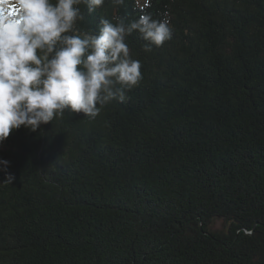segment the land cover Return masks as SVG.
<instances>
[{
	"label": "trees",
	"instance_id": "obj_1",
	"mask_svg": "<svg viewBox=\"0 0 264 264\" xmlns=\"http://www.w3.org/2000/svg\"><path fill=\"white\" fill-rule=\"evenodd\" d=\"M80 8L97 34L141 14ZM146 11L168 14L172 39L147 53L127 37L143 76L128 99L0 144V264H264V0Z\"/></svg>",
	"mask_w": 264,
	"mask_h": 264
},
{
	"label": "clouds",
	"instance_id": "obj_2",
	"mask_svg": "<svg viewBox=\"0 0 264 264\" xmlns=\"http://www.w3.org/2000/svg\"><path fill=\"white\" fill-rule=\"evenodd\" d=\"M122 6L125 0H112ZM105 0H0V144L22 126L37 132L41 125L63 118L65 110L95 120L114 100L128 99L139 86L141 62L132 58L126 39L138 32L143 51L172 39L168 14L154 19L146 11L151 0H134L138 19L126 23L100 20L98 34L81 31L86 19ZM9 162L0 160V171ZM9 174L4 183L11 184Z\"/></svg>",
	"mask_w": 264,
	"mask_h": 264
},
{
	"label": "rangeland",
	"instance_id": "obj_3",
	"mask_svg": "<svg viewBox=\"0 0 264 264\" xmlns=\"http://www.w3.org/2000/svg\"><path fill=\"white\" fill-rule=\"evenodd\" d=\"M214 130H216V129H212V128H211V131H214ZM73 186H74V184H72V183H67L65 187H73ZM221 205H222V207H224V208H226V206H227V205H225L224 203H221ZM97 220H98V221H101V220H104V218L98 217ZM224 224H225V222H224L223 219H214V221H213V225H212V226H213L214 229L221 230V229H225ZM242 229H243V228H240L239 230H242ZM243 230H244V229H243ZM244 233H246V234L248 235V234H251L252 232L246 231V229H245V230H244Z\"/></svg>",
	"mask_w": 264,
	"mask_h": 264
}]
</instances>
